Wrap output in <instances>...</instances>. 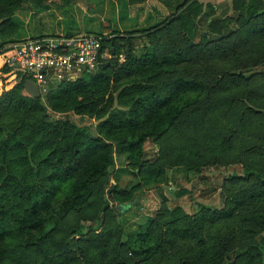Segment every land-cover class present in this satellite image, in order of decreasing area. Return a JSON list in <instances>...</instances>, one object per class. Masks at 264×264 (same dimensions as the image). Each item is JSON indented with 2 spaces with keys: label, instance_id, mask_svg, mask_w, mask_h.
Here are the masks:
<instances>
[{
  "label": "trees",
  "instance_id": "trees-1",
  "mask_svg": "<svg viewBox=\"0 0 264 264\" xmlns=\"http://www.w3.org/2000/svg\"><path fill=\"white\" fill-rule=\"evenodd\" d=\"M26 1L0 0V35L14 26L8 19ZM235 1L238 29L218 39L192 41L188 7L176 16L183 36L175 45L157 44L140 56L128 48L119 62L115 38H101V52L107 49L112 58L100 59L92 72L50 85L39 98L25 93L27 78L18 74L0 94V264H29L31 254L36 264H264L257 239L264 240L262 134L256 135L261 142L244 146V174L228 178L240 186L226 189L221 209L200 204L189 215L165 208L124 241L99 230L109 210L105 187L124 206L139 188L163 182V165L144 159L146 140L161 139L222 91L260 107L261 115L253 108L244 117L260 115L264 123V75L263 85L260 78L255 86L253 77L233 67L246 57L264 60V4ZM236 57L226 69L211 65ZM74 116L94 120V132ZM210 131L198 156L216 158L233 149L232 131ZM115 150L124 160L120 168ZM123 176L137 181L128 178L121 186ZM71 214L78 218L74 225L66 221ZM83 221L94 224L86 234Z\"/></svg>",
  "mask_w": 264,
  "mask_h": 264
},
{
  "label": "rangeland",
  "instance_id": "rangeland-1",
  "mask_svg": "<svg viewBox=\"0 0 264 264\" xmlns=\"http://www.w3.org/2000/svg\"><path fill=\"white\" fill-rule=\"evenodd\" d=\"M262 2L264 4V0ZM236 4L238 5L235 0H28L8 19L14 26L0 35V53L26 39L44 35L93 34L107 40L115 38L117 52L120 54L118 60L121 62L128 48H131L134 55L140 56L157 44L175 45L183 36L176 16L188 7L192 8L186 10L185 18L190 23L191 39L194 43L204 35L208 39H218L224 33L236 31ZM2 19L0 18V23ZM105 45L108 47L109 42ZM103 53L106 57L102 61L112 58L107 49ZM236 60H239L238 57L230 58L229 61L217 60L211 65L213 68L226 69L236 63ZM237 64L233 65L236 72L251 77V80L254 78L255 86L260 84L261 78L263 85L264 60L255 62L252 57H246L241 65ZM2 69L0 67V81L1 88L5 91V87L7 90L11 89L16 80L12 78L13 74L7 75ZM213 101L215 103L210 107L189 115L161 139L145 141L144 159L148 163L158 162L163 165V182L153 188H139L134 193V203L130 207L124 205L120 215L116 212L119 202L112 198L111 187H105L104 198L108 200L109 210L101 220L99 230L108 232L111 239L119 238L124 241L146 218H154L165 208L181 207L191 215L200 204L214 209L223 207L226 189L231 187L236 190L240 186L232 185L228 178L243 176V148L248 144L261 142L256 135L264 136V123L259 119L262 111L260 107L252 106L244 95L222 91ZM253 108L260 115H254L245 121L244 115ZM73 119L80 125L90 127V131L94 132V120H82L76 116ZM209 130L232 131L233 149L216 158L207 154L198 156L196 150ZM114 155L115 167L120 168L124 165L123 157L117 155V150ZM123 177L125 178L119 181L121 186L127 184V179L130 178ZM129 180L135 183L137 178L131 176ZM109 184H113L112 179H109ZM179 192L180 196L177 195ZM66 221L69 225H74L78 218L71 214ZM81 225L85 227L83 234H86L89 231L88 226L94 224L83 221ZM257 239L264 248V240L260 237ZM26 260L29 264H36L38 257L31 254Z\"/></svg>",
  "mask_w": 264,
  "mask_h": 264
},
{
  "label": "built area",
  "instance_id": "built-area-1",
  "mask_svg": "<svg viewBox=\"0 0 264 264\" xmlns=\"http://www.w3.org/2000/svg\"><path fill=\"white\" fill-rule=\"evenodd\" d=\"M105 57L99 36L50 34L26 39L4 50L0 53V67H6V74H13L15 80L18 74L32 80L42 96L50 85L74 81L92 72Z\"/></svg>",
  "mask_w": 264,
  "mask_h": 264
},
{
  "label": "water",
  "instance_id": "water-1",
  "mask_svg": "<svg viewBox=\"0 0 264 264\" xmlns=\"http://www.w3.org/2000/svg\"><path fill=\"white\" fill-rule=\"evenodd\" d=\"M24 91L26 94H28L30 97L33 98H39L40 97V92L38 90L37 85L30 79H26L23 85ZM135 200L130 202L129 204H126L127 207H130ZM122 205L118 206L119 211L122 213Z\"/></svg>",
  "mask_w": 264,
  "mask_h": 264
},
{
  "label": "crops",
  "instance_id": "crops-1",
  "mask_svg": "<svg viewBox=\"0 0 264 264\" xmlns=\"http://www.w3.org/2000/svg\"><path fill=\"white\" fill-rule=\"evenodd\" d=\"M1 84H2V83H1V81H0V94H1V92L3 91L2 88H1V86H2ZM5 90H7V87H5Z\"/></svg>",
  "mask_w": 264,
  "mask_h": 264
}]
</instances>
